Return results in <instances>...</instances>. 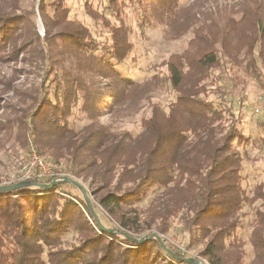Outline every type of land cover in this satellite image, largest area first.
Listing matches in <instances>:
<instances>
[{
	"label": "trees",
	"instance_id": "trees-1",
	"mask_svg": "<svg viewBox=\"0 0 264 264\" xmlns=\"http://www.w3.org/2000/svg\"><path fill=\"white\" fill-rule=\"evenodd\" d=\"M3 1L12 9L17 6V0ZM179 1L127 0L138 8L141 27L164 26L174 39L192 33L186 49L163 63L166 77L154 75L136 82L116 69L133 49L130 30L122 20L124 0H108L106 7L117 25L85 3L88 16L101 20L109 31V41L103 46L86 26L69 20L66 0H40L39 15L47 38L55 27L61 46L52 39L50 46L57 58L44 72L42 95L33 98L36 107L29 123L43 149L52 141H68L66 150L76 177L94 168L93 177L105 190L98 205L118 228L102 227L83 200L75 203L56 195L58 188L68 184L61 178L48 180L45 184L56 181L49 190L32 187L0 192V264H46L41 258L43 247H48V264H187L183 254L166 246L177 258L171 257L153 237L140 244L132 240L153 228L164 233L168 219L181 212H185V230L203 242L199 255L209 264H242L243 243L236 237L230 240L240 226L242 204L252 202L241 189L240 159L232 144L242 137L232 125L222 128L223 111L204 98V82L212 70L237 64L242 51L246 71L258 80L253 54L259 47L264 55V7L247 3L239 18L221 24L207 18L199 22L190 8L179 7ZM10 16L0 14V53L6 45L17 51L21 39L18 26L22 20ZM63 59L67 67L60 64ZM55 67L61 70L59 75ZM165 82L175 93L174 101L168 112L152 104L138 135L113 134L97 122L103 113L136 111ZM79 100L89 124L77 134L67 119ZM152 187L160 189L158 197L145 209L137 207ZM34 191L44 194L19 196L23 203L19 202L18 195ZM253 198L261 206L254 213L249 238L254 254L251 264H264V185ZM70 229L82 238L81 247L71 254L58 248Z\"/></svg>",
	"mask_w": 264,
	"mask_h": 264
},
{
	"label": "rangeland",
	"instance_id": "rangeland-1",
	"mask_svg": "<svg viewBox=\"0 0 264 264\" xmlns=\"http://www.w3.org/2000/svg\"><path fill=\"white\" fill-rule=\"evenodd\" d=\"M124 1L125 16L122 20L130 30L129 39L133 49L122 63L116 65L117 71L122 76L136 82L147 80L154 75L166 77L167 72L163 63L170 55L179 54L186 49L192 37L191 31L174 39L165 33L164 26L141 27L138 8L127 0ZM39 2L40 0H17V6L12 9L8 2L0 0V14L10 13V17L18 16L22 20L18 26L21 30V39L17 42V51L13 53L12 47L6 45L0 53V186L14 184L12 181L15 180L20 169L18 165L27 159L28 154L34 153L46 161L53 162L56 166L53 174H57L62 181L64 178L74 180L85 189L93 214L102 227L117 229L118 227H113V223L110 222L112 219L109 215L98 205V198L105 194V190L100 186L101 182L93 177L94 168L90 167L86 175L76 177L66 150L68 141L66 139L52 141L43 149L29 123V115L36 107L33 105V98H41L42 95L39 90L44 72L50 67L51 60L57 58V52L50 46L52 39L61 46L56 35L58 30L55 27H51L50 30L52 37L47 38L39 15ZM85 3L91 5L93 11L104 16L103 18L110 24L117 25L118 20L111 16L106 8L108 0H66L69 20L78 21L86 26L92 37L103 46L109 41V31L101 20H93L88 16ZM247 3L264 7V0H180L179 7L190 8L199 22L207 18L208 22L218 21L222 24L230 18H239L241 9ZM48 14L53 17L51 10ZM260 51L259 47H256L253 54L258 68V80L246 71L247 59L242 51L237 56L239 61L237 64H226L219 70H212L211 76L204 82L206 87L204 98L215 108L223 111L222 128L227 129L232 125L242 137L241 139L235 138L232 144L240 159L241 189L252 202L242 204V209L239 211L240 226L230 237V240L236 237L243 243L245 254L242 264H251L254 256L249 238L254 213L260 208L261 202L253 196L259 186L264 185V110L259 114H254L252 110L256 97L264 91V55ZM60 64H64L65 67L68 65L67 60L64 59L60 61ZM55 69L59 75L61 70L58 67L53 68ZM50 88L52 89V86H49V90ZM174 99L175 93L165 82L151 93L149 99L144 100L136 111L112 115L103 113L98 117L97 122L108 127V131L113 134L128 132L136 136L141 132L142 120L150 116L152 104H159L164 112H168V107ZM80 106L81 101L79 100L67 119L68 124L77 134L89 124ZM76 139L73 138L71 141H77ZM154 188L152 187L147 196L136 203L137 207L145 209L150 201L158 197L160 189ZM41 194L44 193L34 191V193L17 197L19 202H22L19 196L23 198ZM55 194L75 203L84 201L81 192L68 184L58 188ZM184 214L185 212H181L168 219L164 233H158L153 228L144 230L135 236L140 239L147 238L149 234L158 235L165 246L175 249L185 258H196L201 264H209L199 255L203 249V242L198 241L195 236L185 230ZM156 224H159V221ZM262 237L264 239V234ZM60 242L59 250L71 254L81 247L82 238L78 232L70 229L62 235ZM47 254L48 247H43L41 258L46 264H48Z\"/></svg>",
	"mask_w": 264,
	"mask_h": 264
},
{
	"label": "built area",
	"instance_id": "built-area-1",
	"mask_svg": "<svg viewBox=\"0 0 264 264\" xmlns=\"http://www.w3.org/2000/svg\"><path fill=\"white\" fill-rule=\"evenodd\" d=\"M254 114H259L264 110V91H262L255 99V104L252 107ZM18 175L12 183L22 181H36L38 183H47L52 178H59L57 174H53L56 170L55 164L44 160L39 155L34 153L27 156V159L20 162Z\"/></svg>",
	"mask_w": 264,
	"mask_h": 264
},
{
	"label": "water",
	"instance_id": "water-1",
	"mask_svg": "<svg viewBox=\"0 0 264 264\" xmlns=\"http://www.w3.org/2000/svg\"><path fill=\"white\" fill-rule=\"evenodd\" d=\"M63 182L71 184L72 186L76 187L82 194L83 199L85 201V203L87 204L88 209L90 210V212L93 213L92 208H91V204L90 201L88 199V196L86 194L85 189L76 181L68 179V178H64ZM54 185H56V181H52L50 184H41V183H33L31 181H22V182H17L14 184H9V185H4V186H0V192H4V191H12V190H18V189H22V188H32V187H36L39 189H43V190H49L51 189ZM108 232H111V230H107ZM153 237L156 240H158L162 246V249L166 251V253H168V255H170L173 258H177L169 249H167V247L164 245L161 237H159L158 235H151L148 236L147 238H140V239H134L132 238L133 242H137V243H142L144 240ZM184 262L187 264H198L199 262H197L196 260L192 259V258H186L184 259Z\"/></svg>",
	"mask_w": 264,
	"mask_h": 264
}]
</instances>
